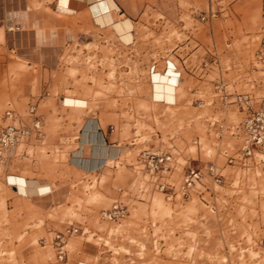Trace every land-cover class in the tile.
<instances>
[{
  "label": "rangeland",
  "instance_id": "374dc122",
  "mask_svg": "<svg viewBox=\"0 0 264 264\" xmlns=\"http://www.w3.org/2000/svg\"><path fill=\"white\" fill-rule=\"evenodd\" d=\"M31 1H0V13L29 12L20 24L10 18L0 40V127L9 108L15 123H29L30 104L41 120L0 170V264H264V146L244 165L227 163L242 113L214 92L223 78L264 96V0L119 1L137 23L126 43L87 27V16L51 20L43 8L39 24L55 35L38 42ZM177 57L196 100L154 101L149 65ZM91 116L107 144L125 148L87 170L71 157H94L82 140ZM144 148L177 155L173 190L136 165ZM185 157L214 162L222 179L205 171L183 196ZM114 200L124 216L101 218ZM67 226L78 230L60 258L55 235Z\"/></svg>",
  "mask_w": 264,
  "mask_h": 264
},
{
  "label": "built area",
  "instance_id": "2783aa9c",
  "mask_svg": "<svg viewBox=\"0 0 264 264\" xmlns=\"http://www.w3.org/2000/svg\"><path fill=\"white\" fill-rule=\"evenodd\" d=\"M212 12V11H211ZM156 68L154 64L151 69ZM158 67V66H157ZM215 96L223 103H231L238 107L242 113L240 121L234 125L240 136V142L232 153L224 152L227 163L246 164L251 159L256 150L264 146V96H254L249 92L233 91L228 87V82L223 78L214 82ZM29 123H15L16 113L9 108L5 111L4 124L0 127V170L7 171L8 164L14 154L16 146L28 138L32 133L41 132V120L36 113L34 104L28 106ZM100 126L97 127V130ZM221 127V126H220ZM99 131V130H98ZM102 133L101 131H99ZM196 142V140H194ZM76 154H73V161ZM76 163L75 161H73ZM178 163L175 153L159 149L144 148L139 151L136 158V165L144 170L153 182L161 190H173L175 184L168 180L170 172ZM78 164V163H77ZM183 176L178 186V192L183 196H188L201 183L205 171L212 176L215 181L222 179V172L214 162L202 163L201 161H184ZM11 173H5V177ZM12 185V184H11ZM126 206L118 200H114L110 207L102 208L99 211L100 217L107 220H117L124 216ZM76 226H67L63 231H59L56 237L59 257L64 254L63 238L74 231Z\"/></svg>",
  "mask_w": 264,
  "mask_h": 264
},
{
  "label": "crops",
  "instance_id": "0c3cea01",
  "mask_svg": "<svg viewBox=\"0 0 264 264\" xmlns=\"http://www.w3.org/2000/svg\"><path fill=\"white\" fill-rule=\"evenodd\" d=\"M0 1H12V0H0ZM17 1H27V0H17ZM42 1H46V2L49 1V2L44 4ZM108 1L110 2L111 0H32L31 1V3H32L31 4V7H32L31 12L34 16L35 34L37 36L38 41L43 42L44 40H47L48 38H52L55 35L53 27L50 28V34L47 35L45 32V29L39 24V20L36 17V14L40 13L41 8L46 9V11H47L45 18L49 17L51 20H53L55 17H58V18L67 17V18H69V17H77V16H87V18H86V21L88 22L87 27H96L99 30H108V31H110V33H113V34H114V31H113L114 29L111 26H108L107 24H105L103 22L102 18L101 17L98 18V16L104 17L105 14H109L111 19L114 21V20H117L118 18H120L122 16V13H123V14L128 15V17L131 19V21L133 23L132 37H134L135 27H136L137 23L132 19V17L130 16L131 14L129 12H127L128 13L127 14L123 10L121 5L119 4V1H125V0H112L110 2L111 4H113L112 6L109 4ZM52 11L54 14H52ZM28 16H29V12L27 10L15 11L14 16L9 15V14H4V12L0 13V40H2V38H3L2 33L7 31V28L5 25L10 20V18L15 17L16 22H18V24H20L21 19L24 20ZM18 28H20V25L18 26ZM208 33L210 35H212L213 34L212 29L209 30ZM116 34H114V35L117 36L118 34L117 35ZM69 36L71 38L75 37L74 34H70ZM208 55H211V54L208 53ZM175 60H176V58H175ZM169 61L173 62L174 66H173V69H171V70H173V72H175L176 75L178 76L177 89H169L167 91H164L162 95L161 94L156 95L154 90H153L152 98L153 97H160L159 99L153 98V100L154 101L156 100L158 102H163L166 104H171V105H173L175 102L177 103L180 100L191 101V102L195 101L196 99H195L194 94L197 91V87L186 88L185 82L187 81V79H186V77H184V71L186 70V68H185L184 64L182 63L181 58L177 57L176 62L174 60H172L171 58H169L168 62ZM159 70H160V72H162V71L164 72L165 68L163 67L162 70L161 69H159ZM189 70L188 71L186 70V71L190 72ZM193 71H194V69H193ZM190 74H191V72H190ZM191 75H193V74H191ZM176 93H177V95H176ZM184 94H185V96H184ZM176 96H177V98H176ZM185 160L186 161H193V160L197 161V158L185 157L184 161Z\"/></svg>",
  "mask_w": 264,
  "mask_h": 264
},
{
  "label": "bare ground",
  "instance_id": "6f19581e",
  "mask_svg": "<svg viewBox=\"0 0 264 264\" xmlns=\"http://www.w3.org/2000/svg\"><path fill=\"white\" fill-rule=\"evenodd\" d=\"M112 1V0H111ZM110 1V2H111ZM109 2V1H108ZM109 4L112 6L113 4ZM116 5V4H115ZM91 6V5H90ZM101 17L103 22L107 24L108 26H111L114 29V32H116L121 40L123 42H129L132 39V27L133 23L131 19L128 17V15L123 14L120 18L117 20H112L109 14H105L103 16H98V18ZM20 34V33H19ZM16 36V34H15ZM18 39V38H17ZM38 41V39H37ZM39 42V41H38ZM169 59V58H168ZM168 59H165V71L160 72L159 68H157L156 62H152L149 65V75L151 78V91L154 90L155 94H163L164 91H167L169 89H177V79L178 76L176 75L175 72H173V62L169 61ZM154 64L156 68L154 67L151 69V65ZM162 70V69H161ZM153 98H160V97H153ZM167 105V104H166ZM170 105V104H169ZM99 126V123L95 117H89L86 118L85 123L83 125L84 132H83V137L82 140L85 141H90V144H94V157L93 158H81V156L74 157L73 161L81 165L87 170L93 169L100 164H103L107 162L109 157H114L116 154L122 152V150L125 148L124 146L121 145H109L104 139V136L102 133H100L97 130V127ZM84 144V143H83ZM85 145V144H84ZM91 147V145H90ZM87 149H89V146H87ZM92 150V149H91ZM77 153H81V148L77 149ZM93 153V152H92ZM91 153V154H92ZM88 156V155H87ZM10 174H8L5 177V180L9 177ZM192 205L187 206L186 211L190 214L192 210Z\"/></svg>",
  "mask_w": 264,
  "mask_h": 264
}]
</instances>
